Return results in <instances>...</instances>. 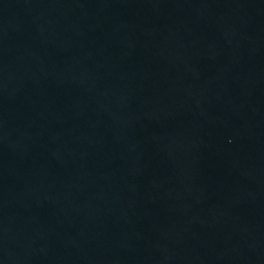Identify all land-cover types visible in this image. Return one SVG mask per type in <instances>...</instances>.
I'll list each match as a JSON object with an SVG mask.
<instances>
[{"label": "water", "instance_id": "95a60500", "mask_svg": "<svg viewBox=\"0 0 264 264\" xmlns=\"http://www.w3.org/2000/svg\"><path fill=\"white\" fill-rule=\"evenodd\" d=\"M0 264H264V0H0Z\"/></svg>", "mask_w": 264, "mask_h": 264}]
</instances>
